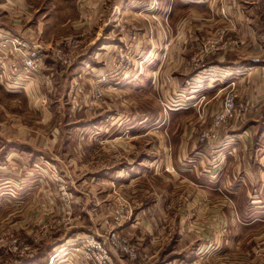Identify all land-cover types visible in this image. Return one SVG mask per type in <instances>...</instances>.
Returning a JSON list of instances; mask_svg holds the SVG:
<instances>
[{"label": "rangeland", "instance_id": "374dc122", "mask_svg": "<svg viewBox=\"0 0 264 264\" xmlns=\"http://www.w3.org/2000/svg\"><path fill=\"white\" fill-rule=\"evenodd\" d=\"M9 1L0 0L2 21L9 20ZM186 1L23 0L32 11L26 23L40 20L46 31L39 38L70 57L62 63L47 56L39 96L4 93L1 131L55 138L53 151L44 149L48 155L27 158L34 168L25 175L46 185L33 190L49 194L45 205H36L39 213L27 220L18 215L33 208L31 202L21 205L23 189L8 190L7 200L0 193V264H75L83 242L112 231L121 249L131 245L135 256L112 249L111 264H162L177 253L205 259L207 249L237 242L235 227L220 218L227 189L205 186L221 181L223 173L204 169L202 160L190 162L188 155L193 143L233 131L230 120H245L239 88L264 84V23L243 2L254 14L261 49L245 54L238 43L217 61L219 50L211 44L217 49L224 34L235 33H226L224 26L234 25L226 23V7L221 0H211L212 6ZM189 33L197 36L192 50L182 40ZM193 72L196 81L188 90L181 84ZM229 93L235 109L201 142ZM187 180L195 183L193 190ZM239 193L232 194L233 212L247 207L236 203ZM13 236L25 243L23 249Z\"/></svg>", "mask_w": 264, "mask_h": 264}, {"label": "crops", "instance_id": "0c3cea01", "mask_svg": "<svg viewBox=\"0 0 264 264\" xmlns=\"http://www.w3.org/2000/svg\"><path fill=\"white\" fill-rule=\"evenodd\" d=\"M189 1L191 0L186 2ZM207 2L209 6H212L211 0H207ZM243 2H249L251 4L250 7H254L256 13L260 16L262 15L261 21L264 23V0H261V3L258 0H221V6L226 7L227 10L226 18L228 22H225L229 23L230 21L231 24H234L232 27L224 26L226 33L229 29H233L235 33L224 34V42L219 41L218 48L213 50V52L219 50L213 54L215 55L213 56L214 59H217V61L223 58L227 50H237L236 46L238 43L241 44L240 49L245 54H252L261 49V44L257 42V36L254 35V14L249 13ZM23 3V0H10L6 9L2 6L9 20L2 21L0 17V29L27 36H44L46 30L40 20L37 19V22L34 23H26L32 15V11L28 5ZM199 3H205V0H199ZM234 28H237V30ZM176 38L178 41L180 40V37ZM196 38V35H190V33L187 37H183V42H186L187 45H192L188 46V50H192ZM199 54V58L208 56ZM46 62L47 60L45 59ZM43 70H45L44 67L23 86L10 89L3 82V77L0 74V108L3 107L4 93L17 94L22 92L30 97V93L33 94V97L39 96L38 94H41L40 91H42L40 90V82L43 80ZM250 70L248 72H252ZM183 78L185 79L181 85H184L185 88L187 85L188 90L191 89L194 81H196L195 72L185 75ZM241 80L238 82H241ZM241 86L243 87L239 88L240 97L246 98L245 104L247 106L245 120L241 124L239 123L240 125L237 124L236 120H230L231 129L233 125H236L232 129L233 131H229V129L221 130L218 138H213L210 142L202 145L199 143L196 146L193 143L192 149H189L190 156L188 155L190 162L194 161V164H198L202 160L201 163L204 164V169L208 168L210 172L220 170L223 173L221 181L217 182L210 179L205 186L227 189L221 196V203L225 206L220 213V218L227 221L225 225H228V227H235L233 239L237 242L223 246L219 245V249L218 245L207 249L205 251L207 252L205 259L200 256L197 259L189 258V254L177 253V257L173 255L171 260H168V262L173 260L172 264H264V84L251 83V86ZM44 88L47 92L51 89L50 85H46ZM233 122L235 123L233 124ZM2 126L4 124L2 118H0V164H5L4 169L1 168L0 170V193L4 190L6 194L5 200H7L6 192L8 190L23 189L20 191V193H25L21 196V205L22 203L23 205H28L31 202L33 203V208L30 211V207H25V210L22 207L23 209L18 215L27 220L39 213L40 210L35 209L36 205L41 203L45 205L48 200L47 197L49 198L48 193L42 194L40 190L36 193L33 190V188L41 189V187L43 188L46 185L41 179L32 181L29 180V175H25L26 172H31L32 168H34L32 167L34 162L32 160L29 162L27 158L34 155H48L49 153L44 151L45 148L52 152L51 144L55 135H52V133L41 134L27 131H1ZM230 137L233 140H228ZM43 140L44 142H42ZM48 140L51 141L50 146L46 143ZM194 164L187 163L188 170L194 169ZM206 164H210V166H206ZM22 172L23 174H21ZM193 181H195V177H193ZM193 181L187 180V186L192 190L195 188ZM234 190L236 194L239 192L241 194V197L239 195L236 197V203L247 204L245 210L241 211L236 208V211L233 212L231 209V203L235 200L234 196H232ZM0 196L4 195L0 194ZM208 216L209 213H204V219ZM217 250L220 251L219 255L214 256L211 254ZM168 262L163 261L162 264H167Z\"/></svg>", "mask_w": 264, "mask_h": 264}, {"label": "built area", "instance_id": "2783aa9c", "mask_svg": "<svg viewBox=\"0 0 264 264\" xmlns=\"http://www.w3.org/2000/svg\"><path fill=\"white\" fill-rule=\"evenodd\" d=\"M67 42L64 40L66 46ZM211 47L213 50L216 49L213 44ZM47 56L55 57L62 63L69 61L70 57L69 53L63 52L60 46H52L37 35L27 36L0 29V74L9 89L27 83L34 73L42 68ZM234 97L232 93L226 96L221 109L213 117L212 128L205 130L199 136L201 142L211 139L212 129L220 126L231 116L235 109ZM12 241L19 244L22 249L25 247V243L14 236ZM121 241L114 231L106 235L104 239L98 237L87 239L81 245V255L75 264H111L112 249L124 250L133 258L134 247L127 244V248L121 249ZM50 259H53V255Z\"/></svg>", "mask_w": 264, "mask_h": 264}]
</instances>
